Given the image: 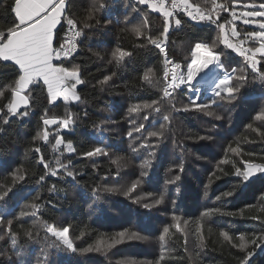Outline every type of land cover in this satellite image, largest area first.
<instances>
[{
    "label": "trees",
    "instance_id": "obj_1",
    "mask_svg": "<svg viewBox=\"0 0 264 264\" xmlns=\"http://www.w3.org/2000/svg\"><path fill=\"white\" fill-rule=\"evenodd\" d=\"M189 1L206 13L212 10L216 23L198 24L179 16L182 23H168L162 36L165 53L187 68L197 42L215 43L213 53H222L219 72L236 69L235 81L243 68L248 78L231 102L213 95L195 101L196 94L187 88L165 97L163 55L148 39L161 36L165 17L129 0L67 1L65 18L74 19L82 35L79 53L60 65L67 70L75 67L84 81L76 89L79 100L50 102L45 84L37 80L24 92L30 106L23 112L29 114L10 118L6 105L19 71L0 59V195L7 193L0 200V264H239L249 252L253 254L248 264H264V173L257 172L246 187L236 175L237 168L264 164V122L255 119L264 111V83L259 80L264 57L256 55L258 72L253 75L244 57L222 42L218 27L226 24L229 40L240 43L246 32L257 29L235 21L241 36L233 37L231 21L236 15L231 18L230 12L236 5L242 8L264 0ZM15 3L0 0V37L15 30L8 28ZM214 4L226 5L227 10L217 14ZM137 26L143 35L131 31ZM259 43L250 38L243 45L254 48ZM117 48L132 54L117 63L112 55ZM149 68L156 74L151 82L143 79ZM144 104L153 106L129 112L133 105ZM196 105L207 107L201 110ZM208 111L214 115L208 116ZM45 115L57 124L44 125ZM165 115L169 120L163 119ZM64 119L72 121L67 131L60 124ZM141 123L145 127L129 136ZM150 131H162L163 136L148 137ZM38 132H47L48 139L36 138ZM58 138L62 143L55 146ZM68 142L74 152L66 150ZM95 147L106 154L84 155ZM137 180L141 181L137 188L124 195ZM227 191L234 194L216 199ZM212 210L219 212L209 214ZM50 227H68L77 251L57 241ZM164 227L169 233H163ZM120 232L143 239L114 243ZM96 247L101 250L84 251Z\"/></svg>",
    "mask_w": 264,
    "mask_h": 264
},
{
    "label": "snow or ice",
    "instance_id": "obj_2",
    "mask_svg": "<svg viewBox=\"0 0 264 264\" xmlns=\"http://www.w3.org/2000/svg\"><path fill=\"white\" fill-rule=\"evenodd\" d=\"M63 4V11L62 13L67 11L68 5L66 3V0H53L52 5L49 7V9H47L45 12L40 13L37 16H34L32 18V20L30 21H26L24 24H21L19 21V18L16 17L15 13L14 14V18H13V22L12 25L9 26L8 28H14L16 30V32H20L22 30L26 31L29 26H33L36 25L37 22H39L41 20V18L46 14L47 11H50L52 7H55L57 4ZM140 4H150L151 8L153 11H158V12H162L163 16L165 17V27H164V32L161 34V36H157L155 38L149 37V42L152 45H155L157 48H160L161 51L163 52L164 49L161 48V45L165 43L164 39L162 38L164 33L168 32V19L169 17L173 16V11L177 8H181L183 11H185L188 15V17H190L193 20H197V21H206V22H211V23H216V21H214L212 19V10H209L207 15H205L203 12L200 11L199 8H196L195 10L192 9V6L188 3V0H172V10H169L164 3V0H139ZM154 4V6H153ZM104 5L102 4L101 7H103ZM214 8L216 13L218 14L221 11H226L227 10V6L226 5H216L214 4ZM254 11H256L258 13V15L251 21L249 20H244L243 24L248 25V24H258V27L260 29V31H250V32H246L244 34V39L240 41V43H232L229 38L227 33H225V24L224 23H220L218 24V27L223 35V43L226 45L227 48L229 49H233L235 52H237L241 57H244L246 64L245 67L246 68H250L251 72L253 75H255L258 72V61L256 59V55L260 54L261 57H264V20H258L257 18H264V3H261L259 5V10H256L255 8H253ZM234 12V11H233ZM232 12V13H233ZM61 18H62V14H61ZM61 18L59 23L56 24V27L52 30V39H51V48H52V59H51V65L52 68L57 70L59 73L63 74V87H67L68 91L70 93L69 96H64V95H58L56 96L55 99H50L51 101H55L57 100L58 97H63V100L65 103H67L70 99L71 100H79L80 97L77 94V85L83 83L84 81H82V79L80 78L78 71L76 70V68L74 67L73 70H67L63 67H56L53 65L52 61L54 59H60L61 57H69L71 56L75 50H76V44L72 43L71 46L65 50L64 49V44L61 43L59 48L54 47V30L57 28V25L60 24L61 22ZM66 19V24L69 26V28H73V27H77V22L72 19L71 17H67ZM236 19H241L240 17H237ZM235 20L231 21L232 24V28H231V35L233 37L239 38L241 36V33L237 30V28L235 27ZM176 26H179L182 21L181 19H175L174 21ZM61 27H63V25H61ZM85 27H89V25L85 24ZM131 31L137 35V36H141L143 35V31L142 28L140 26L137 27H133L131 29ZM257 33H260L261 35H257ZM10 34L14 33H10L8 30L5 32H3V36L0 37V45H3L7 39L8 36ZM82 35L81 31H75L72 35V39L73 41L75 40L76 37H80ZM253 39V40H258L260 41L259 46L258 47H254V48H245L243 47V43L245 41H247L248 39ZM37 39H39V36H37ZM215 47V43L213 45H209L208 43L205 42H197L194 45L195 51L192 54V59L191 62L187 64V73H186V77L180 73L178 70L180 69L181 65L179 63L175 64L173 68L168 69L165 68V74L167 75L168 72H171V84L168 85V88L171 89H176L179 87V85L184 84L186 82H191L193 81L197 75L202 72L205 68H207L210 64H212L214 61L215 62H219L220 60V55L221 54H213V48ZM206 51L207 55L200 57V52L201 51ZM38 51H40V49H38ZM59 53V54H58ZM250 53V54H249ZM132 53L130 52H126V51H122L121 49L117 48L115 52L112 53L113 57L116 58L117 63L120 62V59L125 57V56H130ZM0 58L3 59V61H14L15 65L18 66V71H19V75L18 78L15 80V87H13L12 90V95H13V99H11L9 101V103L6 105L7 108V113L10 115H17L18 113V109L20 108L21 105H25L27 106L29 103V97L27 95H24L22 93L25 92L26 89H28L30 84H35L37 82V79L34 81H31L28 83L27 87L22 88L19 90V94L21 96L24 97V102L17 105L15 103V97H14V93L17 92V88H16V83L18 81L21 80V78L24 76L25 72H24V68L21 66V63L11 59L10 57H5V56H0ZM194 58H198V63H193V59ZM166 63H168V61H166ZM236 69H233V72H236ZM239 75L236 77L235 81L233 80L232 76H227L224 79H221L219 81V83L216 84L215 88L216 90L214 91V95L215 97L219 98V100L221 101H229L231 102L232 100H235L237 98V94L240 92L241 88L244 87L247 83H248V78L247 76L244 74V69H239ZM156 74L155 72L152 71V69H147L144 74H143V79L145 81H149L151 82V78L154 77ZM108 79V78H106ZM259 80L261 81V83H264V72H260L259 73ZM69 81H73V83L69 84ZM179 82V83H177ZM168 88H166L164 90V95L165 96H169L171 95V93L168 91ZM63 90V89H62ZM3 95V92H0V96ZM216 101L214 100L213 103H215ZM156 103V102H153ZM193 104H195V101H192ZM153 105L152 104H144V105H133L132 107L129 108V112H136L138 111V109L140 107L143 108H151ZM196 107L200 108L201 110H203L204 108L207 107V105H196ZM28 111L19 113V115L21 116H26L28 115ZM208 116H213L214 113L212 111H208L206 113ZM145 119H148L147 117H145ZM163 119L165 121L169 120V115H165L163 117ZM216 119H220L219 116H216ZM256 120L264 122V111L260 112L258 115H256L255 117ZM43 120V124L44 125H52V124H57V120L55 118H48L46 115L42 117ZM4 123H8V121L5 119ZM72 123V121L70 119H64L62 121H60V124L62 127L67 128L70 124ZM145 127V125L143 123H141L139 126H134L132 131H130L128 133L129 136H132L133 132H140L141 129H143ZM164 125H161V129H163ZM249 127H251V125H249ZM2 130V129H0ZM148 137H162L163 136V132L162 131H150L147 133ZM38 139H43V140H47L48 139V133L44 132L43 134L41 133H37V137ZM201 139H204V137H201ZM62 143V139L58 138L55 141V146H59ZM149 147H151V145H148ZM66 150L68 152H74L75 149L73 148V145L71 142H68L66 145ZM37 152L40 151V149H36ZM105 149L101 148V147H95L93 150L87 151L84 153L85 156L87 157H93L96 155H105ZM152 156L155 155L154 152L151 153ZM41 163H44L43 160L40 161ZM57 163H59V161H57ZM223 163H228V161H223ZM150 164V161L146 160L144 161V165L148 166ZM62 168H64L65 166L63 164L60 165ZM48 165H45V168H48ZM264 173V164L261 165H256V164H248L245 166V170L241 171L239 168L236 169V175L238 177L242 178L241 181V187H246L248 183L251 182V178L257 173ZM68 177H72L73 179H75L73 172L72 171H67L66 172ZM51 175L55 176L56 172L52 171ZM147 175L146 172H142L141 176H145ZM19 179H23V177H19ZM45 179V176L42 175L40 177V180L43 181ZM176 181H178L180 179V176L177 175L174 178ZM140 180H137L136 182H133L131 184V187L129 189H127L124 192V195H129L130 192L134 191L138 184L140 183ZM174 182V181H172ZM55 188L53 187L52 189H49V191H54ZM106 191L109 192H113V191H118V189L116 188H108L106 189ZM234 193L232 191H227V192H223L221 195L217 196L216 199L219 200L221 198H226V197H230L232 196ZM7 193H4L3 195H0V200H2L4 198V196H6ZM99 197H97L98 199ZM163 197H161L160 200H157L156 203L159 204L161 203ZM35 208L38 206H34ZM145 207H148V205H145ZM216 212H219V210H212L211 213L209 214H214ZM221 214H230V213H221ZM21 215H26V213H21ZM33 215H35V213H33ZM178 217H176L175 215L173 216V220L178 222ZM9 224H11L12 222L9 220L8 221ZM179 226V224L177 223V227ZM52 236H54L56 238L57 241H59L62 245H64L67 249L71 250L72 252H76L77 249L74 247L72 240L69 238V228L68 227H64L60 230H57L56 228H49L48 229ZM163 233L167 234L169 233V227H164L163 228ZM225 238H228V234L227 233H222ZM117 237L114 240V243H120L123 241V239L127 238L129 240L131 239H143V237L138 236L136 233H125V232H120L117 234ZM0 239H3V237H0ZM161 239H163V236L161 237ZM241 240L244 239L243 236L240 237ZM261 240L264 241V237H261ZM253 243H255V241H253ZM12 244L15 245L16 244V238H15V234H12ZM245 247V245L242 243L240 244V248L243 250ZM100 251L101 249L99 247H96L95 249L93 248H89V249H85L84 251ZM253 253L249 252L247 253V255L242 258L239 261V264H248V258L252 255Z\"/></svg>",
    "mask_w": 264,
    "mask_h": 264
},
{
    "label": "crops",
    "instance_id": "obj_3",
    "mask_svg": "<svg viewBox=\"0 0 264 264\" xmlns=\"http://www.w3.org/2000/svg\"><path fill=\"white\" fill-rule=\"evenodd\" d=\"M52 3L53 0H16L14 10L20 23L24 24L26 21L32 20L34 16L49 9ZM62 11L63 4H57L50 11H47L36 25L29 26L26 31H11L10 33H14V35L10 34L7 41L3 45H0V56L10 57L20 62L24 68L25 74L19 81L18 91L27 87L29 82L37 79L45 84L50 99H55L58 95L66 94L67 91L62 94L59 93V74L53 71L50 63L52 30L59 23L62 14L61 22L54 30V47H57L61 43L60 36L65 23V12L62 13ZM168 19L175 24L171 17ZM37 36H39V39H37ZM5 62L15 65V62L11 60ZM59 99L62 98L58 97L57 100Z\"/></svg>",
    "mask_w": 264,
    "mask_h": 264
},
{
    "label": "built area",
    "instance_id": "obj_4",
    "mask_svg": "<svg viewBox=\"0 0 264 264\" xmlns=\"http://www.w3.org/2000/svg\"><path fill=\"white\" fill-rule=\"evenodd\" d=\"M131 3L133 4H140L139 3V0H129ZM164 3H165V6L169 9V10H172V0H164ZM188 3L192 6V9L195 10L196 8H198L197 6H195L194 4H192L189 0H188ZM144 7H151L150 4H140ZM154 6V4H153ZM173 11V16L171 17L174 21L175 19H178L179 16H183L185 19L187 20H191L195 23H202L204 21H197V20H193L191 19L190 17H188L187 13L185 11H183L181 8H177L175 10H172ZM201 12H203L205 15H207L206 12L202 11L200 9ZM158 12V11H157ZM159 13V12H158ZM160 14H162L160 12ZM206 22V21H205ZM75 31H79L78 29V26L77 27H73V28H69V26L66 24V19H65V23H64V28H63V31L61 33V43L64 44V49L67 50L72 43H75L76 44V50L75 52L65 58V57H61L60 59H54L52 61L53 65L56 66V67H61L60 65V62L64 59H70V58H74L78 53H79V39L80 37H76L75 40L73 41L72 39V35ZM60 43V44H61ZM60 44L56 47V48H59ZM157 50H159L161 52V54L163 55V65H164V75H163V78H164V81H165V84L162 88V94L164 95V90L166 88H168V85L171 84V72L169 71L168 74L166 75L165 74V68H168V69H171L174 67L175 64L179 63L181 65L180 69L178 70L180 73H182L185 77H186V73H187V68H183L182 64L180 62H177L175 61L172 57H169L166 55L165 51H166V45L165 43L161 45V48L164 49V51L162 52L160 48H157L155 45H153ZM243 47L245 48H250L249 45H242ZM59 54V53H58ZM214 55H216V53H213ZM250 54V53H249ZM200 57H203V56H206L207 53L206 51H201L200 52ZM51 59H52V51H51V54H50V63H51ZM166 61H168V63H166ZM199 61H197L196 63H198ZM217 63L218 62H213L212 64H214V68L217 67ZM52 66V65H51ZM218 68V67H217ZM53 69V68H52ZM53 71L56 73V74H59L58 76V82H59V86H58V90H59V93L62 94V93H65L68 88L67 87H63V75L60 74L57 70L53 69ZM232 73H233V70H230L229 72H226V71H221V73L219 72V69L217 72H215V70L213 72H211V77L209 80H207L206 82H197V80L199 79L200 76L202 75H205L204 72H200L197 77L191 81V82H186L184 84H181L179 85L178 88L176 89H171V88H168V91L171 93V95L169 96H165V97H170L172 96L176 91L178 90H181L183 88H187L189 89L190 91H193L194 94H196V100H199L200 97L202 98H205L206 96H209V95H214V91L216 90L215 86L216 84L218 83V81H220L221 79H224L226 78L227 76H232ZM179 83V82H177ZM198 86L196 88H191V86ZM63 89V90H62Z\"/></svg>",
    "mask_w": 264,
    "mask_h": 264
},
{
    "label": "rangeland",
    "instance_id": "obj_5",
    "mask_svg": "<svg viewBox=\"0 0 264 264\" xmlns=\"http://www.w3.org/2000/svg\"><path fill=\"white\" fill-rule=\"evenodd\" d=\"M259 5L260 4H253L252 2H250V3H245V4H242V8H237V5L235 6L236 8L234 9V10H232L231 12H230V17L231 18H233L234 17V14L236 15L235 17H234V19H232V20H235L237 17H240L241 19H236V21L237 22H240V23H242L243 24V21H242V19H244V20H249V21H251V20H253L257 15H258V13L256 12V11H254L253 10V8H255L256 10H259ZM151 8V7H150ZM234 11V12H233ZM156 13H158L157 11H155ZM233 12V13H232ZM160 13V12H159ZM162 13V12H161ZM163 15V14H162ZM168 19V18H167ZM258 20H264V18H257ZM170 19H168V23L170 24ZM245 25V24H244ZM246 26H249V27H253V28H256L257 29V31H260V29H259V27H258V24H248V25H246ZM236 27V26H235ZM227 26H226V24H225V33H227V35H229L230 34V32H228L227 31ZM257 35H261L260 33H257ZM260 42V41H259ZM232 43H233V41H232ZM203 51V50H202ZM192 59V58H191ZM257 59V58H256ZM198 61V58H194L193 59V63L195 64L196 62ZM218 67V68H217ZM217 67L216 68H213L214 70H215V72H217L218 71V69H220V66H219V62L217 63ZM213 70V71H214ZM233 70V69H232ZM208 70H206V69H204L202 72H207ZM70 82V84L71 83H73V81H69ZM80 86V84L79 85H77V88ZM76 88V89H77ZM25 92H26V90H25ZM64 96H69L70 95V93H69V91L67 90V92H66V94H63ZM62 99H63V97H61ZM69 101H73L74 102V100H69ZM63 128V130H65V131H67V128H64V127H62Z\"/></svg>",
    "mask_w": 264,
    "mask_h": 264
},
{
    "label": "water",
    "instance_id": "obj_6",
    "mask_svg": "<svg viewBox=\"0 0 264 264\" xmlns=\"http://www.w3.org/2000/svg\"><path fill=\"white\" fill-rule=\"evenodd\" d=\"M210 77H211V74H210V75H209V74L202 75V76L199 77V79L197 80V82H206L207 80L210 79ZM22 94H23V93H22ZM24 95H25V94H24ZM14 97H15V103H16L17 105H19V104H21V103L24 102V97L21 96V95L19 94V91H18V90H17V92L14 93ZM12 99H13V96H12ZM29 106H30L29 103H28L27 106H25V105H21L20 108L18 109V113H17V115H18L19 113H22L23 110L29 108ZM15 116H16V115H14V116L11 115L10 118H13V117H15ZM54 125H55V124L47 125V126L52 127V126H54Z\"/></svg>",
    "mask_w": 264,
    "mask_h": 264
},
{
    "label": "bare ground",
    "instance_id": "obj_7",
    "mask_svg": "<svg viewBox=\"0 0 264 264\" xmlns=\"http://www.w3.org/2000/svg\"><path fill=\"white\" fill-rule=\"evenodd\" d=\"M214 68V64H210L207 68H205L206 70H208L207 72H205V74H211V72H213ZM219 83V81H218Z\"/></svg>",
    "mask_w": 264,
    "mask_h": 264
}]
</instances>
